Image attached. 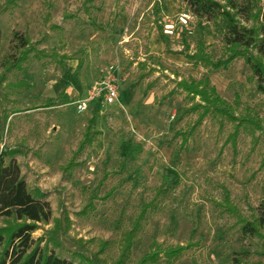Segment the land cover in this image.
Returning a JSON list of instances; mask_svg holds the SVG:
<instances>
[{
  "label": "rangeland",
  "instance_id": "374dc122",
  "mask_svg": "<svg viewBox=\"0 0 264 264\" xmlns=\"http://www.w3.org/2000/svg\"><path fill=\"white\" fill-rule=\"evenodd\" d=\"M181 14L186 23L178 20ZM165 24L173 25V34L163 32ZM224 32L222 17H196L184 0H0V147L24 152L15 156L21 175L31 193L43 194L51 218L67 214L70 226L54 249L58 256L89 264L76 253L93 256L101 240L109 246L99 258L111 262L122 233L140 206L151 202L126 264H135L153 240L188 245L159 264H264V241L241 234L220 206L227 194L241 215L257 214L264 200V125L254 133L240 130L234 147L226 141L231 124L209 116L185 144L176 134L196 119L186 112L191 101L176 88L180 79L206 76L228 103L238 97V113L247 107L264 118V93L255 90L241 57L214 69L180 53L185 35L187 52L200 40L215 61L225 53ZM14 33L28 36L40 57L31 53L20 70L4 72V59L17 54ZM53 52L68 59L58 63ZM19 80L31 88L7 85ZM111 80L117 98L106 105L102 86ZM49 98L53 106H46ZM81 99L88 106L78 113ZM93 113L99 134L65 172ZM91 194L97 195L92 208ZM52 226L53 220L41 225L33 237Z\"/></svg>",
  "mask_w": 264,
  "mask_h": 264
},
{
  "label": "trees",
  "instance_id": "16d2710c",
  "mask_svg": "<svg viewBox=\"0 0 264 264\" xmlns=\"http://www.w3.org/2000/svg\"><path fill=\"white\" fill-rule=\"evenodd\" d=\"M14 0H7L13 3ZM90 0H84L85 3ZM191 12L200 18L213 20L222 17L225 20V32L222 37L225 46L223 57L212 60L209 54L205 52V46L202 41H197L195 51L187 52L188 45L186 37L182 35L183 54L187 59L192 60L195 64H202L206 67L218 69L225 68L232 60L241 57L244 63L250 69L256 81L255 90L264 93V4L257 7L254 0H184ZM154 12L158 13L160 7L154 4ZM5 9V8H3ZM241 17L245 21H251L250 25L243 24ZM48 14L45 20L48 19ZM50 28L56 29L57 26L51 25ZM159 37L161 41H166L162 28L159 26ZM16 40L17 54H12L4 59L2 68L4 72L11 70H20L22 64L26 62L29 55L40 57L37 50L34 49L30 39L26 35L14 33ZM51 57L62 63L68 59L64 55L57 58L56 53ZM2 79V76H1ZM12 88H31L25 80H19L15 83H8ZM176 88L183 91L191 101L186 112L196 114V119L186 131H179L176 134L181 137V143L185 144L192 131L206 117L217 119L223 124V121L231 124V132L227 136L228 142L232 147L235 146L236 138L240 130L254 133L256 130H263L264 118H259L252 111L245 107L242 112L238 113L239 100L235 97L233 103H228L220 97L214 86L210 85L208 77L199 79H180L176 82ZM67 100V96H65ZM51 98L46 100V106H53ZM14 110L12 112H16ZM95 113L89 118L85 131L78 143L77 149L72 153L69 162L63 167L65 172L71 170L77 165L74 161L77 153L81 152L86 144H90L93 138L99 134L93 128L95 122ZM9 114L3 116V123H7ZM1 141V138H0ZM17 154H24L20 149L0 147V264H72L71 261L58 256L54 249L62 246L61 237L65 235L70 226V220L66 213L62 219L51 218V208L47 201L41 200L43 194L39 190L30 192L26 181L21 175L20 167L15 159ZM97 197L91 194L87 201V206L92 208V201ZM152 205L151 202L140 206L139 212L131 221L130 228L122 233L117 257L111 262L99 258L104 250L109 246L108 241L99 240L98 250L93 256H84L76 253L80 259L87 261L89 264H126L131 249L133 247L137 233L141 228V222ZM223 211L235 218V224L241 234L255 236L264 241V200L258 207V212L250 218L240 214L236 206L229 201L228 195L225 194L220 203ZM53 220V226L46 232L36 238L33 233L41 225H48ZM82 243V240H76ZM188 248V245L163 246L155 240L149 245V249L144 253L135 264H159L162 257L165 262L173 259L179 253ZM264 254V249L261 252ZM236 264H248L235 260ZM263 264V263H258Z\"/></svg>",
  "mask_w": 264,
  "mask_h": 264
},
{
  "label": "built area",
  "instance_id": "2783aa9c",
  "mask_svg": "<svg viewBox=\"0 0 264 264\" xmlns=\"http://www.w3.org/2000/svg\"><path fill=\"white\" fill-rule=\"evenodd\" d=\"M178 20L182 23H186V15L181 14L178 18ZM173 25L171 24H165L164 25V30L163 32L167 35L173 34ZM102 91H103V98L102 101L104 104L109 105L112 104L115 99L117 98V90L114 82L111 80L109 82H105L102 86ZM97 95V94H95ZM88 106V99H81L76 101V111L78 113H81L85 111V109Z\"/></svg>",
  "mask_w": 264,
  "mask_h": 264
}]
</instances>
